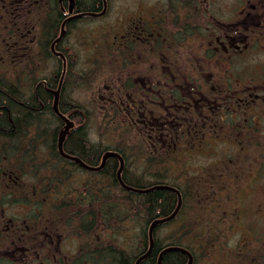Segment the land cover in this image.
<instances>
[{"label": "flooded vegetation", "instance_id": "flooded-vegetation-1", "mask_svg": "<svg viewBox=\"0 0 264 264\" xmlns=\"http://www.w3.org/2000/svg\"><path fill=\"white\" fill-rule=\"evenodd\" d=\"M53 2L0 0V43L4 45V49L0 46V89L12 86L19 92L16 77L22 70L18 65L27 61L43 67L56 63L54 78H61L65 71V78L83 76L81 28L84 21L100 18L91 13L100 14L101 9L83 10L78 0L72 9L68 0ZM158 4L146 19L130 14L120 37L111 41L110 81L104 91H97L92 105L107 112L110 122L122 116L124 123L119 125L125 124L130 134L136 131L141 137L125 147L135 148L148 161L163 158L164 164L172 157V163L179 165L184 150L202 155L218 136L234 137L235 149L219 157L221 174L227 177L234 172L241 180L252 173L264 175V0H158ZM55 15L60 17L56 30ZM30 68L37 73L35 67ZM38 83L45 86L44 81ZM6 133L12 135L4 134L0 127V264L3 256L12 264H92L89 254L94 259L100 251L114 248L112 243L101 245L104 232L100 233L94 185L108 171V162L116 160L118 168L119 161L109 158L97 172L59 151L38 155L28 150L22 154L26 156L24 165L14 166L9 157L18 153L4 152V136L14 141L20 131L13 126ZM90 142L100 146L97 140ZM118 151L126 162L125 152ZM66 152L92 167L100 164L104 154L94 161ZM58 155L63 160L59 168L53 159ZM36 156L44 157L47 171L80 172L85 177L76 183L77 188H71L75 195L70 191L69 198L56 207L64 210L68 202L70 207L62 214L66 218L57 213L56 217L35 215V182L30 176L36 172ZM136 174L135 170L133 180ZM104 184L114 188L110 182ZM11 186L27 188L32 196L25 200L17 195L12 199L17 202L15 212L6 215L4 190ZM89 202L94 209L84 213L80 205ZM240 210L249 211L246 205L239 206L236 213ZM73 240L77 242L74 249L63 245ZM79 255L84 256L79 259Z\"/></svg>", "mask_w": 264, "mask_h": 264}, {"label": "trees", "instance_id": "trees-1", "mask_svg": "<svg viewBox=\"0 0 264 264\" xmlns=\"http://www.w3.org/2000/svg\"><path fill=\"white\" fill-rule=\"evenodd\" d=\"M80 8L86 11H92L102 6V0H78ZM56 9V13H57ZM60 17L55 19L53 22L54 30L57 29V25ZM52 25V26H53ZM71 78H65L64 83L72 82L69 81ZM40 79H35L32 83V94L27 96L16 92V89L12 86H2L0 89V127L3 128L4 134L12 135V133H6L16 126L20 131L18 138H14V141L7 139L4 136V145H7L5 151L12 150L10 148L17 147V155L9 157L14 163V166H23V159L26 158L22 154L26 153L30 148L36 145L35 142H31L28 138L27 133L29 129L32 130V126L39 128L41 131V125L43 122L53 125L54 122L61 124V121L53 112L52 102L53 94L51 89L55 88V78H45L47 84L39 87ZM46 87V88H45ZM65 84L63 89L65 90ZM63 96H61L59 102V108L61 112L64 110V103L62 102ZM44 106V107H43ZM90 115L89 111L82 109L81 113H76L75 118H81L84 120ZM47 117V118H45ZM21 129V130H20ZM56 129V128H55ZM55 136V134H54ZM54 136L47 137L46 133L43 136H39L41 142H45V150L58 152L57 149V136L54 141ZM26 137V138H25ZM44 139H47L43 141ZM106 146V145H105ZM93 147L92 143L88 138V131L84 128L72 130L67 137L65 142V151L76 153L83 158L91 159L96 161L99 155H102L105 151L109 150L108 146ZM36 149L39 151L42 149L38 146ZM37 151V150H35ZM118 151V149H117ZM57 160V167L62 165V158L53 157ZM36 174L39 178L35 181V199L36 204L34 207L35 215H44L45 202L52 196L53 188H56L57 180L56 173L54 171L41 172L39 170L44 167L40 166L41 162L44 161L43 156H36ZM41 161V162H38ZM16 164V165H15ZM96 165V164H94ZM11 166V165H9ZM174 166V165H173ZM172 166V167H173ZM171 167H161L159 169V176L153 179H144L143 176L136 180L130 178L129 174L124 171L123 179L128 185L134 186L138 189H147L148 187L156 184H169L177 187L183 197L182 207L179 214L172 221L159 225L154 230V248L149 257L144 259L140 264H157L158 257L162 250L168 246H179L188 249L194 256V264H260L264 260L258 258L254 251L256 246L253 239L244 240L243 246L237 245L233 249L227 248V239L225 236H230V231L225 227L226 218H203L202 214L205 212V206L196 205V213L198 218H190L195 215V211L192 208V199L197 198L198 190L200 187L193 188V184L198 183V179H192V177L183 178V169L175 171L170 169ZM108 171L101 173V176L106 178L107 182H110L113 189L107 188V192L110 190H117V199L122 200L124 198V204L111 206H99V218L108 219L115 225L117 232L115 237L116 248L109 247L110 250L100 251L97 253L95 258L92 259L93 254H89V262L92 264H135L136 260L145 254L149 247L148 231L151 223L158 218L170 216L176 209L178 203V196L175 192L166 189H156L148 193H136L133 191H126L122 187L117 179V161L113 160L108 162ZM164 170V171H163ZM174 172L170 176H166L167 172ZM163 174V175H162ZM114 184V186L112 185ZM152 180V181H151ZM154 180V181H153ZM150 181V182H149ZM192 186V187H191ZM19 186H11L9 189L4 190V200L14 199L17 195L21 196L20 192L22 189H18ZM17 188V190H15ZM25 190V189H24ZM28 190V189H27ZM66 191L68 189L65 188ZM29 191V190H28ZM63 192L60 191V193ZM106 192V190H102ZM51 195V196H50ZM32 195H29L31 198ZM123 196V197H122ZM45 200V201H44ZM68 204V202H67ZM67 204L64 208L66 212ZM90 206L85 208L84 211H92V203L89 202ZM14 207V204L10 206V210ZM61 206H59L60 208ZM6 215H11L5 209ZM189 213V216H187ZM121 214H124L126 218H121ZM56 213L53 217H56ZM42 218V217H41ZM105 221V224H109ZM129 221L130 232L126 223ZM102 223V222H101ZM231 224L229 223V227ZM224 238H223V237ZM108 247V246H107ZM218 253L223 254L222 258H217ZM188 262V256L180 251H170L165 253L162 264H186ZM3 264H12V260L3 256Z\"/></svg>", "mask_w": 264, "mask_h": 264}, {"label": "rangeland", "instance_id": "rangeland-1", "mask_svg": "<svg viewBox=\"0 0 264 264\" xmlns=\"http://www.w3.org/2000/svg\"><path fill=\"white\" fill-rule=\"evenodd\" d=\"M53 5V0H49ZM109 8L108 12L101 18V19H95L93 21H84L83 22V28H81L82 33V72H86V76L88 79L83 75L79 78H82L84 82L91 84L90 86H79L76 87V83L73 79L72 82L69 83H63V86L65 84V90L62 87L60 99L61 96H63L62 102L64 103V110L66 113L70 116L71 119L74 120L76 123V130L79 128L84 127L83 121L78 120V118H75V113L77 112L78 105L81 103L85 106H88L91 108L95 118L92 119L89 123H87V131H88V138L91 141H99L100 146L105 144L108 146L109 149H121L125 152L127 161L124 163L125 168L124 171L127 172L130 176V178H133V174H135V170L137 171L136 175H139L141 178L143 176L144 179H153L155 177L159 176V166L157 164H160V166L165 167L162 162H164L163 158L161 161H159V158H152L150 161H148L147 158H144V154H139V152H136L135 148H127L124 145V142L128 145L133 143L136 140H141V137L137 135L136 131L132 132V134L129 135L130 131L128 128L124 126H120L119 123H124L123 117L119 116V122H110L108 120V113L100 112L97 106H92V101L96 98H98V92L100 90H105V87L110 81V77H108V71H109V63H110V53H108V48L110 49V43L114 39L115 36L118 38L120 37V34L125 29L126 20L129 17V15H136V16H142L145 19L150 17V13L152 10H155L154 8L159 7L158 0H108ZM218 9H220L217 4L215 5ZM3 43V42H2ZM0 43V46L2 45V48L4 49V45ZM56 63L52 62L50 63L49 67H43L39 64H33L29 63L28 61L26 63H20L18 65V69L22 70L20 74L16 77V80L18 82L17 89H19V93L24 94L27 96L32 94V83L35 79H40L39 82L44 81L45 78L43 76H46L48 79L54 78L53 70L56 67ZM30 67H35V72ZM0 68H3V66L0 64ZM6 69V68H5ZM17 69V70H18ZM89 69L90 72H92V75L90 72L88 73L86 70ZM93 69V70H92ZM44 70V72H43ZM78 71L80 68L77 69ZM48 71H50L49 74H46ZM76 74V73H75ZM12 76V75H11ZM9 76V78L11 77ZM41 77V78H39ZM12 79V78H10ZM15 79V78H13ZM75 79V78H74ZM55 88L54 90L58 89L59 83H60V77L55 78ZM99 89V90H98ZM98 91V92H97ZM103 93L104 92H100ZM53 103V99L51 100ZM47 118V117H45ZM116 121H118V118H116ZM122 121V122H121ZM48 121L43 122L41 125V131H38L39 128L36 127L33 128L28 135H30L31 142H35V147L33 146L31 150H37L38 155L45 150V142H41L39 140V136H43L44 133H46L47 137L50 136H57L60 132V124L54 122L53 125H50L47 123ZM124 127V128H123ZM56 128V129H55ZM74 129V130H75ZM21 130V129H20ZM26 138V137H25ZM47 139H44L45 141ZM224 140V141H223ZM48 141V140H47ZM234 137H221L218 136L216 139L212 140V144L208 145L205 149L204 154H197L192 155L187 151H183L180 153L179 158L177 162H180V166L185 169V172H179L178 174H188L191 176L199 175L195 172H201L206 171L208 168L207 166L211 164H216L221 159L219 157L226 154V152H231L235 149L234 147ZM7 145L3 146V149L5 150ZM38 146H40L42 149L39 151L36 149ZM106 147V146H105ZM12 150L9 151H15L17 150V147L10 148ZM129 152V157H128ZM46 155V152H44ZM139 154V155H138ZM173 156V154H172ZM148 161V162H147ZM38 162H41L38 160ZM167 162H175L172 157L170 159H167ZM27 166V165H25ZM40 166H45L43 162H41ZM48 167H42L40 170L38 168V173L43 174L41 172H47ZM164 171V170H163ZM56 180L57 185L54 191V197L59 198L60 200L56 202L53 200V198L49 199V206L48 201L45 203L47 204L45 208V212L49 215H53L55 213L59 214L58 216L64 217L62 214H65L66 212L63 211V209L56 208L58 205H62V200H65L66 198H69V195H67L70 191L75 195L76 190H71L72 187L77 188L78 185L76 183H79L81 178L85 179L80 172H77V174H73L71 171H64L59 170L56 171ZM174 172H167L165 173L166 176H172ZM245 174V173H244ZM264 174V173H263ZM163 175V174H162ZM253 176H246L243 180H239V182L233 181L232 184L235 186L236 184L240 186L241 188V194L242 196H239L238 202H240L242 205L247 206L248 210L247 212L242 210L239 211L240 222L237 225V228L235 232L238 231L237 234L235 232L233 234H230L228 237L225 236V239H227L226 246L229 248L234 247L235 244V238H238L239 235H242V232L244 231L245 238L247 240L251 239V237L255 238L256 232L258 231L259 235V244L261 247H259V253L264 254V175H255L252 173ZM39 175L35 173L33 177L30 176L31 182H35L38 180ZM28 178V177H27ZM256 178V179H255ZM221 175L217 176L214 181H220ZM152 181V180H151ZM154 181V180H153ZM106 178L104 176L99 177L98 185H94L95 191L98 193V213H99V206H113L124 204V198L122 200L117 199V190H110V193L107 192V187L105 186ZM150 182V181H149ZM58 183L63 186L62 188L59 187ZM69 184V185H68ZM65 185H68L65 187ZM224 184H222L219 188H222ZM86 187V183L84 184ZM92 186V185H91ZM17 187V186H16ZM20 186L18 187V189ZM68 189V191L65 190ZM87 188V187H86ZM89 188V187H88ZM17 190V188H15ZM60 193V191H62ZM89 190L92 193L91 188ZM102 190H106V192H102ZM218 193H220L221 196L224 197L223 192L218 190ZM21 196L20 198H23L25 200H28L29 195H32V191H28L27 188L20 192ZM123 197V196H122ZM209 198L208 205L212 204L213 202L217 201V198ZM45 201V200H44ZM61 201V202H60ZM192 201V200H191ZM233 202L237 203L233 200ZM5 203L8 205L4 207V210L7 209V212L10 214H13L14 208L10 210V206L12 204H16L14 200L6 199ZM197 203V201H196ZM195 203V204H196ZM201 203L205 205V200H201ZM193 204V202H192ZM194 204V205H195ZM67 207H70L69 204H67ZM191 209H194L195 215L190 218H198V214L196 213V209L194 206H192ZM223 209V208H222ZM207 210V209H206ZM206 212V211H205ZM202 214L203 218L206 217V213ZM187 216H189V213H187ZM228 219L229 215H226ZM66 218V217H64ZM121 218H126L124 214H121ZM210 218L214 220L216 218L215 214H210ZM105 221H108V219L100 218V233L104 232L103 234H100L101 242L103 246H108L112 243V245H115V237H116V230L115 225L110 221H108L109 224H105ZM102 222V223H101ZM104 226V227H103ZM126 226H128L129 230H125L124 233L130 232L132 229H130L129 221L126 223ZM110 234V236H109ZM223 237V236H222ZM224 238V237H223ZM108 239L111 241L109 242ZM72 243V244H70ZM76 241H70L66 242L65 245L66 248L74 249L76 246ZM116 248V246L114 247ZM81 259L84 255H79ZM223 254L218 253L217 258L221 259ZM90 263V262H89ZM235 264V263H233Z\"/></svg>", "mask_w": 264, "mask_h": 264}, {"label": "water", "instance_id": "water-1", "mask_svg": "<svg viewBox=\"0 0 264 264\" xmlns=\"http://www.w3.org/2000/svg\"><path fill=\"white\" fill-rule=\"evenodd\" d=\"M55 94V101H54V110L60 115V117L62 119H64L66 122H67V125L66 127L61 131L60 133V137H59V149L60 151L64 154V151H63V142L65 140V137L66 135L68 134L69 132V129L73 126V123L70 122L67 118H65L63 115H61L58 111V100H59V91H55L54 92ZM112 154L111 153H108L106 154V156L104 157V159H106V157L108 156H111ZM120 173H121V170L119 171V176H120ZM131 190V188H128ZM155 189H172L174 190L175 192L178 193L179 195V203H178V206L175 210V212L169 216V217H166V218H159L157 220H155L151 226H150V230H149V239H150V248L149 250L147 251V253H145L144 255H142L137 261H136V264H140V262L144 259H146L147 257H149L152 253V249H153V246H154V241H153V231L155 229L156 226L160 225V224H163V223H166L168 221H171L178 213L180 207H181V203H182V200H181V195L179 193V191L173 187H169V186H163V185H159V186H155V187H152L150 189H143V190H136V189H133L134 191H137V192H140V193H147V192H151ZM170 251H180V252H183L185 254H187L189 260L187 262V264H193V256L191 254V252H189L187 249L183 248V247H167L165 250H163L159 256V259H158V264H162V261H163V257L165 255V253L167 252H170Z\"/></svg>", "mask_w": 264, "mask_h": 264}, {"label": "bare ground", "instance_id": "bare-ground-1", "mask_svg": "<svg viewBox=\"0 0 264 264\" xmlns=\"http://www.w3.org/2000/svg\"><path fill=\"white\" fill-rule=\"evenodd\" d=\"M60 15V14H59Z\"/></svg>", "mask_w": 264, "mask_h": 264}]
</instances>
